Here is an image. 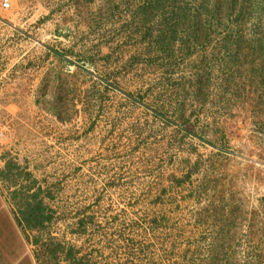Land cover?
Listing matches in <instances>:
<instances>
[{
    "label": "rangeland",
    "instance_id": "1",
    "mask_svg": "<svg viewBox=\"0 0 264 264\" xmlns=\"http://www.w3.org/2000/svg\"><path fill=\"white\" fill-rule=\"evenodd\" d=\"M2 2L47 264H264V0Z\"/></svg>",
    "mask_w": 264,
    "mask_h": 264
},
{
    "label": "crops",
    "instance_id": "2",
    "mask_svg": "<svg viewBox=\"0 0 264 264\" xmlns=\"http://www.w3.org/2000/svg\"><path fill=\"white\" fill-rule=\"evenodd\" d=\"M6 108L19 109L16 105ZM16 129L15 124L7 125L0 118V264H42L43 258L46 259L43 264H47V253L42 258L37 250L41 241L36 236L37 231L47 225V208L39 203L37 216L36 204L30 202L21 207L16 197L20 189L27 194L36 189L29 185L35 178L30 160L17 154L19 139ZM24 163L28 166L25 170L21 166ZM18 179L24 183L22 188Z\"/></svg>",
    "mask_w": 264,
    "mask_h": 264
},
{
    "label": "trees",
    "instance_id": "3",
    "mask_svg": "<svg viewBox=\"0 0 264 264\" xmlns=\"http://www.w3.org/2000/svg\"><path fill=\"white\" fill-rule=\"evenodd\" d=\"M48 195H49V197H51L50 196L51 194H48ZM49 212H50V214H48ZM37 213H40V211H38V209H37ZM51 213H53V210L47 208V222L51 221V219H52V214Z\"/></svg>",
    "mask_w": 264,
    "mask_h": 264
},
{
    "label": "built area",
    "instance_id": "4",
    "mask_svg": "<svg viewBox=\"0 0 264 264\" xmlns=\"http://www.w3.org/2000/svg\"><path fill=\"white\" fill-rule=\"evenodd\" d=\"M2 4H3V6H5V7H8V6H9V2H8V0H3Z\"/></svg>",
    "mask_w": 264,
    "mask_h": 264
}]
</instances>
